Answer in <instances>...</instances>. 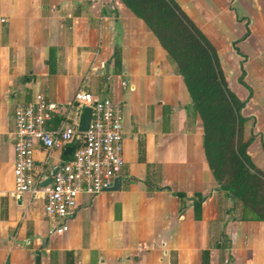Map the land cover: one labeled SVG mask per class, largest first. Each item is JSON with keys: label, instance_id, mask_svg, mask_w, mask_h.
Here are the masks:
<instances>
[{"label": "crops", "instance_id": "0c3cea01", "mask_svg": "<svg viewBox=\"0 0 264 264\" xmlns=\"http://www.w3.org/2000/svg\"><path fill=\"white\" fill-rule=\"evenodd\" d=\"M213 47L244 103L246 153L264 174V0H172ZM83 91L121 110L115 189L79 195L67 231L13 193L12 114L40 94ZM174 65L120 0H0V264H264V224L240 219L206 165L202 129ZM79 109L70 114L77 123ZM61 153L36 147L45 176ZM66 156V155H64ZM68 156V155H67Z\"/></svg>", "mask_w": 264, "mask_h": 264}, {"label": "built area", "instance_id": "2783aa9c", "mask_svg": "<svg viewBox=\"0 0 264 264\" xmlns=\"http://www.w3.org/2000/svg\"><path fill=\"white\" fill-rule=\"evenodd\" d=\"M90 109V121L84 133L69 121L74 108ZM59 107L36 94L30 102L16 105L12 114L13 193L42 202L43 214L60 223L49 234L61 235L75 215L79 195L97 196L112 188L122 165L121 110L107 98H93L77 91L62 109L63 121L54 128L48 123ZM40 147L49 155L70 148L68 159L59 161L51 182L34 164V152Z\"/></svg>", "mask_w": 264, "mask_h": 264}, {"label": "trees", "instance_id": "16d2710c", "mask_svg": "<svg viewBox=\"0 0 264 264\" xmlns=\"http://www.w3.org/2000/svg\"><path fill=\"white\" fill-rule=\"evenodd\" d=\"M120 1L154 35L181 77L218 189L239 206L240 219L264 224V174L246 153L251 139L244 137V103L227 89L215 50L172 0Z\"/></svg>", "mask_w": 264, "mask_h": 264}, {"label": "water", "instance_id": "95a60500", "mask_svg": "<svg viewBox=\"0 0 264 264\" xmlns=\"http://www.w3.org/2000/svg\"><path fill=\"white\" fill-rule=\"evenodd\" d=\"M90 114H91V111L89 108H87V107H81L80 108L78 120H77V132L84 133L87 130V127H88V124L90 121ZM69 152H70V148H65L63 150L62 154L67 156V155H69ZM55 171H56V167H54L50 170L49 176L44 182H42V184H41L42 186H45L51 182V177ZM119 181H120V178L116 177L111 189H115L117 184L119 183ZM38 256H39V254L36 253L35 254V264H38Z\"/></svg>", "mask_w": 264, "mask_h": 264}, {"label": "rangeland", "instance_id": "374dc122", "mask_svg": "<svg viewBox=\"0 0 264 264\" xmlns=\"http://www.w3.org/2000/svg\"><path fill=\"white\" fill-rule=\"evenodd\" d=\"M93 98H95V97H93ZM100 99V98H99Z\"/></svg>", "mask_w": 264, "mask_h": 264}]
</instances>
